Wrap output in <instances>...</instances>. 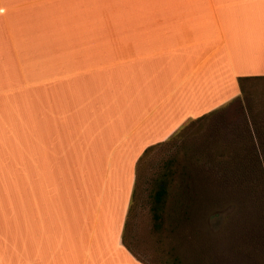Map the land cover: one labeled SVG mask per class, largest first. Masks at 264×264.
Here are the masks:
<instances>
[{"label": "crops", "instance_id": "obj_1", "mask_svg": "<svg viewBox=\"0 0 264 264\" xmlns=\"http://www.w3.org/2000/svg\"><path fill=\"white\" fill-rule=\"evenodd\" d=\"M262 75L264 0H0V264H146L143 151Z\"/></svg>", "mask_w": 264, "mask_h": 264}, {"label": "rangeland", "instance_id": "obj_2", "mask_svg": "<svg viewBox=\"0 0 264 264\" xmlns=\"http://www.w3.org/2000/svg\"><path fill=\"white\" fill-rule=\"evenodd\" d=\"M248 88L198 132L169 137L139 159L125 242L146 264H264V176L240 182L228 163L255 141L242 137L252 115L261 114L264 82ZM225 111L233 120L216 129ZM164 175L169 183L157 220L154 195Z\"/></svg>", "mask_w": 264, "mask_h": 264}, {"label": "trees", "instance_id": "obj_3", "mask_svg": "<svg viewBox=\"0 0 264 264\" xmlns=\"http://www.w3.org/2000/svg\"><path fill=\"white\" fill-rule=\"evenodd\" d=\"M238 86L240 89V94L248 92L249 86L254 84V87L264 82V75L262 76H243L238 77L237 79ZM239 94V95H240ZM263 103V102H262ZM222 108H225V104L216 107L215 109L206 112L204 114H201L198 117H195L193 119L188 120L186 123H184L179 129H177L170 138H181L182 136H186V133L189 131H192L194 129V132H198L199 128H202L206 121L213 115L217 114ZM261 114L258 115V113H255L252 115V127L249 129V131L243 132V140H255V141H248L246 144L243 143V152L240 151L239 154L232 156L229 160V165L233 168L231 172V176L234 179H239L240 182H243V180L247 181L248 183H252L256 178L264 176V110L260 111ZM248 124V123H247ZM211 135L212 132H211ZM260 145V149L258 150L257 145ZM157 144L151 145L145 149L143 152L144 154L149 151L152 147H154ZM260 153H262V158L259 157ZM223 154V153H222ZM220 154V155H222ZM166 175H164L159 180V186L158 190L156 191L154 195L155 201L158 203L156 209L157 211L155 213L156 219L160 220V211L158 208L160 206V203H163L166 199L167 194V188L169 179L165 178ZM159 222H157L158 224Z\"/></svg>", "mask_w": 264, "mask_h": 264}, {"label": "snow or ice", "instance_id": "obj_4", "mask_svg": "<svg viewBox=\"0 0 264 264\" xmlns=\"http://www.w3.org/2000/svg\"><path fill=\"white\" fill-rule=\"evenodd\" d=\"M262 110H264V105H262ZM234 117V113L232 112H221L220 114L217 115V118L214 122V127L216 129H222V130H227V128L230 126L232 120ZM195 136V133H193Z\"/></svg>", "mask_w": 264, "mask_h": 264}]
</instances>
